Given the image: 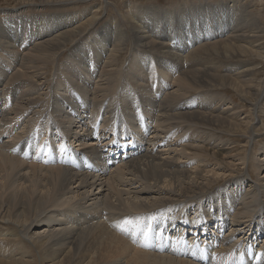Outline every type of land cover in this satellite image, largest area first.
<instances>
[{"label": "bare ground", "instance_id": "1", "mask_svg": "<svg viewBox=\"0 0 264 264\" xmlns=\"http://www.w3.org/2000/svg\"><path fill=\"white\" fill-rule=\"evenodd\" d=\"M231 3L130 6L138 42L157 50L124 66L115 19L111 38L101 28L73 44L98 24L100 3L34 17L3 10L0 136L22 130L0 143V264H264L263 31H245L237 12L220 26ZM221 57L241 60L220 70ZM217 79L240 89V105L211 92ZM233 116L238 143L219 138ZM41 118L50 130L24 136Z\"/></svg>", "mask_w": 264, "mask_h": 264}, {"label": "rangeland", "instance_id": "2", "mask_svg": "<svg viewBox=\"0 0 264 264\" xmlns=\"http://www.w3.org/2000/svg\"><path fill=\"white\" fill-rule=\"evenodd\" d=\"M31 1H33L31 3ZM41 0H0V18H6L8 16V13L5 12L7 10H13L16 6L17 10V15L19 16H27V17H34L35 15H54V14H62L66 10H71V11H82L85 9H91L93 7H98L99 3L101 5V10L99 11L100 14V20L98 24L94 27V29H89L87 32L80 34L76 38H73L75 41L82 40L83 38L87 39H94V36H96V33H98L99 29L103 28H108V37L111 38L110 36V30L112 29L113 23L109 22V19H115V21L119 22L124 30V33L126 35L124 41L122 42L121 46V51L119 54H116V64L117 66H124L125 60H130L132 59V54H138V53H143L144 56L147 55H153L156 54V48L155 47H143L141 43L138 42L137 39H139L136 35L134 26L131 24V20L129 19L128 10L130 6H140L141 8H150V9H155L159 8L161 11H165L167 9H178L183 7L184 9L191 10L190 6L193 4H208L211 6H216L220 4H224L227 2H230L231 0H86L85 2H81L77 4L74 7L69 6H61V7H51V5H47L45 8H41L40 3ZM237 5L236 7L234 6V3L230 4V7L232 9L225 10L221 13H219L222 17L219 18L220 21V26L223 27H230L231 25L234 24L232 22L231 14L234 12L239 13L242 18L237 19V21L241 20V25L244 28L245 31H250L252 33L253 31H263L260 33V40L262 43H264V0H236ZM29 8H25L28 6ZM106 2V3H105ZM200 2V3H199ZM27 3V5H26ZM37 3V4H36ZM104 3V6H102ZM212 3V4H211ZM25 4V5H24ZM37 5V6H35ZM24 6V8H23ZM177 6V8H176ZM35 7V8H34ZM67 7V9H66ZM103 7V8H102ZM131 7V8H132ZM162 9H161V8ZM34 8V9H33ZM105 8V9H104ZM103 9V10H102ZM5 10V11H3ZM3 11V12H1ZM196 12L187 15V17H191L195 15ZM7 14V16H5ZM131 15V14H130ZM3 16V17H2ZM160 20V25H159V33L165 35L166 37L169 36L168 34V23L170 21H166L162 16H158ZM259 27V28H258ZM184 28V27H183ZM179 29L180 32L182 29ZM96 29V30H95ZM240 30L241 27L239 28ZM98 30V31H97ZM93 32V33H92ZM92 33V34H91ZM89 35V36H88ZM112 35V34H111ZM180 35V34H179ZM93 36V37H92ZM80 38V39H79ZM141 40V39H140ZM73 44L68 45L65 49L64 52L61 54V57L58 60V66H60L65 60H67L68 57V50L73 46ZM218 54V53H216ZM64 55V56H63ZM167 55V54H166ZM166 55H163L162 57H165ZM222 58V57H221ZM241 60L240 57H237V59H221V64L218 65V69L222 70L227 68L230 64ZM257 61L262 62V65L259 68H263L261 70L262 74H264V58H256ZM125 70L126 67L124 68ZM53 70L51 66H47L45 71H48V77L51 78V75L53 74ZM51 72V73H50ZM96 76V73H93L92 78ZM105 79V77L103 78ZM211 92H216L222 94L224 99L228 101V103L234 107L236 105H240V95L241 91L240 89H234L232 86L229 85L228 82H223L221 79H217L216 84H214L212 91ZM9 99L11 97L9 96ZM235 116V114H234ZM233 116V118H234ZM46 119V118H45ZM198 121L197 117H189L188 122L189 123H195ZM40 128L36 129L30 134H25L24 136H27L29 138H33L35 136H39L43 131L50 130L47 126H43V118L40 119ZM171 123L170 125H174L176 122H169ZM180 127H187L188 125H183L181 123H176ZM264 124V123H263ZM21 123H16L14 126L10 127L7 129L6 133L2 136H0V143L5 140H11L14 139L15 137L19 136L21 134L22 128ZM236 125V119H229L221 128H220V134L219 138L220 140L223 141H229L231 143L235 142L238 143L240 141V135L238 129L235 127ZM263 126L261 123L258 127L261 128ZM236 136V137H235ZM58 141L61 144V136H58ZM239 139V140H238ZM42 139H38L40 142ZM217 143V142H216ZM61 145H58V147ZM221 147V146H220ZM220 147H216L215 150H219ZM46 151V149L44 150ZM234 152V150H233ZM18 154V153H17ZM214 163V162H212ZM196 201H192V205H194ZM200 235L198 234V237ZM202 236V235H201ZM200 236V237H201ZM189 236H185L184 239H186L188 242L190 240L188 239Z\"/></svg>", "mask_w": 264, "mask_h": 264}]
</instances>
